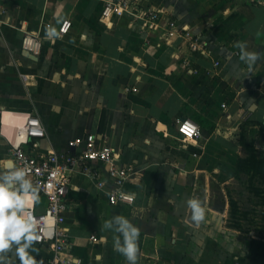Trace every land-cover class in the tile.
Here are the masks:
<instances>
[{
    "label": "crops",
    "instance_id": "obj_1",
    "mask_svg": "<svg viewBox=\"0 0 264 264\" xmlns=\"http://www.w3.org/2000/svg\"><path fill=\"white\" fill-rule=\"evenodd\" d=\"M108 1L0 0V160L12 159L10 145L26 141L25 124L35 116L46 131L42 151L60 152L69 139L94 133L133 167L131 206L111 204L73 173L66 255L83 264H127L113 234L101 230L114 215L141 230L137 264H264V239L228 226L227 192L244 124L257 130L264 123V0H132L189 28L200 51L183 37L160 41L163 29H148L133 12L102 21ZM64 20L72 28L57 38ZM31 32L43 42L37 59L22 48ZM238 42L260 53L251 68L239 59ZM186 119L202 130L188 144L177 130ZM189 199L204 202L199 227ZM31 206L43 211L46 198L38 194ZM34 247L37 264H50L47 245Z\"/></svg>",
    "mask_w": 264,
    "mask_h": 264
},
{
    "label": "built area",
    "instance_id": "obj_2",
    "mask_svg": "<svg viewBox=\"0 0 264 264\" xmlns=\"http://www.w3.org/2000/svg\"><path fill=\"white\" fill-rule=\"evenodd\" d=\"M1 6V5H0ZM133 12L144 17L148 29H163L159 40L170 44L176 37H183L193 51H200L195 34L187 27H179L176 20L166 17L161 10L142 11L132 0H110L106 3L101 20L108 23L117 15ZM72 28L70 20H64L57 38L66 36ZM160 46V44H159ZM22 48L35 56L42 53L43 42L34 33H27L22 40ZM225 107V105H223ZM184 144L199 139L202 130L190 119L182 120L177 126ZM26 141L10 145L12 160L23 168L38 194L46 198V207L38 211L35 206L26 207L23 215L35 226L36 244L52 251L50 264H83L80 260L66 255L70 247V236L65 227L68 211L67 196L72 184V175L79 172L87 176L98 191L104 192L111 204L133 205L136 196L128 185L135 175L132 166L120 161L118 152L112 146L102 143L97 134L69 139L67 148L60 151H42L40 141L46 136L43 123L38 117L29 116L24 127ZM2 137V109L0 108V138ZM97 241L96 236L91 237Z\"/></svg>",
    "mask_w": 264,
    "mask_h": 264
},
{
    "label": "clouds",
    "instance_id": "obj_3",
    "mask_svg": "<svg viewBox=\"0 0 264 264\" xmlns=\"http://www.w3.org/2000/svg\"><path fill=\"white\" fill-rule=\"evenodd\" d=\"M243 54L239 59L251 68L261 59L260 53L247 50L245 42L236 44ZM38 200V189L27 178L23 168L12 159L0 160V264H37L38 242L35 226L23 215L26 206ZM187 208L196 227L205 220V209L198 199H189ZM104 232L113 234V248L121 254L127 264H137L140 228L124 215H114L101 226ZM106 239V237H102ZM11 253V256L8 254Z\"/></svg>",
    "mask_w": 264,
    "mask_h": 264
},
{
    "label": "trees",
    "instance_id": "obj_4",
    "mask_svg": "<svg viewBox=\"0 0 264 264\" xmlns=\"http://www.w3.org/2000/svg\"><path fill=\"white\" fill-rule=\"evenodd\" d=\"M248 126L244 124L239 143L242 147V156L236 162L234 184L241 186L238 196H234L232 188H228L229 216L228 226L244 234L255 232L264 237V223L260 227L256 221L257 209L263 210L264 219V123L259 132L262 137V146L250 141ZM236 191V189H235ZM249 202V206L241 202Z\"/></svg>",
    "mask_w": 264,
    "mask_h": 264
},
{
    "label": "rangeland",
    "instance_id": "obj_5",
    "mask_svg": "<svg viewBox=\"0 0 264 264\" xmlns=\"http://www.w3.org/2000/svg\"><path fill=\"white\" fill-rule=\"evenodd\" d=\"M248 129V135H249V138H250V141L251 142H253V143H256L257 145L259 144L260 146H262V137H261V133L259 132V129H257V130H254V129H252V128H247ZM261 148V150H264V149H262V147H260ZM241 186H239V185H236V184H231V188H232V190H234L233 191V193H234V196H236L237 198H239V196L237 195L238 194V189L240 188ZM235 189H236V191H235ZM217 194H218V190H217ZM200 202H201V204H202V206H204L203 204H204V202L202 201V200H200ZM241 204H244V205H247V206H249V202H241ZM221 205H222V200H221V197L218 195V199L216 200V207L217 208H221ZM214 206V205H213ZM250 207V206H249ZM258 211H257V213L255 214V217H256V221L257 222H259V224H260V227H262L261 226V224H263L264 223V219H263V210H261V209H257ZM256 234V233H255ZM258 237H260L261 239H264V237L263 236H261L260 234L258 235V234H256Z\"/></svg>",
    "mask_w": 264,
    "mask_h": 264
},
{
    "label": "water",
    "instance_id": "obj_6",
    "mask_svg": "<svg viewBox=\"0 0 264 264\" xmlns=\"http://www.w3.org/2000/svg\"><path fill=\"white\" fill-rule=\"evenodd\" d=\"M27 55H28L30 58L37 59V56H35V55H33V54L29 53V52H27Z\"/></svg>",
    "mask_w": 264,
    "mask_h": 264
}]
</instances>
